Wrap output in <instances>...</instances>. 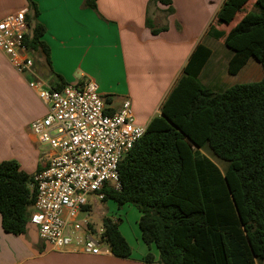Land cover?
Returning a JSON list of instances; mask_svg holds the SVG:
<instances>
[{"label": "trees", "instance_id": "1", "mask_svg": "<svg viewBox=\"0 0 264 264\" xmlns=\"http://www.w3.org/2000/svg\"><path fill=\"white\" fill-rule=\"evenodd\" d=\"M224 0L206 36L222 40L231 52L227 73L236 75L249 59L262 68L257 82L212 91L198 81L211 55L197 44L166 95L160 114L118 165L120 191L106 190L103 202L135 207L141 241L158 252L159 264H256L264 261V0ZM97 0L82 8L96 11ZM172 12L171 0H150ZM26 14L30 52L50 65L35 21L36 4ZM239 15V16H238ZM153 35L166 28H154ZM221 27V30L217 28ZM59 78V77H58ZM63 82L55 90L63 87ZM207 149L225 163L221 171L201 153ZM33 176L14 160L0 162V218L5 233H26L36 199ZM99 240L117 258L131 256L119 221L103 217ZM93 232L95 230L92 228ZM144 262H154L150 252Z\"/></svg>", "mask_w": 264, "mask_h": 264}, {"label": "crops", "instance_id": "2", "mask_svg": "<svg viewBox=\"0 0 264 264\" xmlns=\"http://www.w3.org/2000/svg\"><path fill=\"white\" fill-rule=\"evenodd\" d=\"M29 1L38 9L35 21L45 28L41 39L49 48L50 65L32 54L31 72L20 74L0 51V162L14 160L28 175L40 171L50 154L29 128L47 113L39 90L54 89L60 82L75 86L93 81L106 100L107 114L129 100L134 123L146 127L160 114L163 100L197 44L211 50L198 76L203 86L223 91L231 77L227 73L231 52L222 40L206 36L224 0H171L170 14L168 7L150 0H97L96 11L82 8L83 0H0V20L21 10L31 15ZM251 10L252 5L246 7ZM146 17L154 28L166 29L153 35ZM252 60L236 75L244 72L257 82L262 68ZM34 81L41 83L37 89L28 85ZM118 228L132 250L127 259L114 257L103 243L97 254L80 247L56 250L39 238L32 225L23 235L5 233L0 218V264H159L157 250L153 245L148 249L133 225L131 231ZM128 235L136 241L134 246ZM148 252L152 263L143 261Z\"/></svg>", "mask_w": 264, "mask_h": 264}, {"label": "built area", "instance_id": "3", "mask_svg": "<svg viewBox=\"0 0 264 264\" xmlns=\"http://www.w3.org/2000/svg\"><path fill=\"white\" fill-rule=\"evenodd\" d=\"M25 16L21 10L0 20V51L20 74L30 73L33 66L25 43L30 34ZM39 84L28 85L37 89ZM38 97L46 102L47 113L29 128L50 154L33 176L36 199L28 224L53 249L80 247L85 253H100L102 230L92 225V209L103 202L106 190L120 191L118 165L145 127L134 123L129 100L107 114L106 100L93 81L39 90Z\"/></svg>", "mask_w": 264, "mask_h": 264}, {"label": "rangeland", "instance_id": "4", "mask_svg": "<svg viewBox=\"0 0 264 264\" xmlns=\"http://www.w3.org/2000/svg\"><path fill=\"white\" fill-rule=\"evenodd\" d=\"M251 5H252V0H250V2L247 4L246 7L250 8ZM252 61H255V60H252ZM252 63H254V62H252ZM243 73L244 72H242L239 75L229 77L227 79L228 83H227V86L225 87V89L234 85V84H243V83L254 82L255 79H252V77L246 76ZM202 152L204 154H206L212 160V162H214L218 166V168L221 171L224 170V168H225L224 162L215 158L207 149H203ZM103 217H109L115 221L118 220L119 226H121V228L124 230V232H125V229L131 231L132 225L139 232L137 222L140 218V215H139L138 210L133 206L118 207L116 204H114L113 202H110V201L100 202V203L95 204V206L92 209V213H91L92 225H93L94 229L98 230L100 228L101 219ZM128 238H129V242L132 244V246H134V244L136 243L134 238H132L131 235H128ZM101 246L104 247V245L102 243H101ZM256 264H264V261L258 262L256 260Z\"/></svg>", "mask_w": 264, "mask_h": 264}]
</instances>
